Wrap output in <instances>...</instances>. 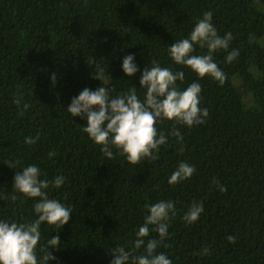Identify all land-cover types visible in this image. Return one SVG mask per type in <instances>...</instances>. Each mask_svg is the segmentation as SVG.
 I'll list each match as a JSON object with an SVG mask.
<instances>
[{"label": "trees", "instance_id": "1", "mask_svg": "<svg viewBox=\"0 0 264 264\" xmlns=\"http://www.w3.org/2000/svg\"><path fill=\"white\" fill-rule=\"evenodd\" d=\"M205 12L218 35H232L226 50L213 53L226 74L223 84L198 77L169 55ZM233 50L239 55L227 62ZM207 52L197 45L193 54ZM130 54L139 69L133 76L122 71ZM154 61L184 72L176 82L180 90L201 85L199 107L208 116L192 127L158 120L168 142L156 161L132 165L115 147L109 159L83 131L86 118L72 117L67 108L83 89L101 86L112 97L135 87L143 101L139 80ZM174 127L182 141L170 135ZM37 136L35 144L24 143ZM181 162L195 172L170 185ZM29 165L39 167L41 179L66 178L44 191L72 210L59 230L41 224L38 262L40 248L59 236L60 246L48 248L56 258L48 264H111L115 248L132 250L145 206L171 200L176 215L156 252L172 264H264V0H0V221L38 218L40 198L14 187L15 175ZM193 202H201L203 212L189 224L183 217ZM148 239L159 235L150 231L145 244ZM205 247L209 255L201 254ZM141 254L144 246L135 252Z\"/></svg>", "mask_w": 264, "mask_h": 264}, {"label": "clouds", "instance_id": "2", "mask_svg": "<svg viewBox=\"0 0 264 264\" xmlns=\"http://www.w3.org/2000/svg\"><path fill=\"white\" fill-rule=\"evenodd\" d=\"M231 40V33H226L223 37L218 35L212 23V13L205 12L190 36L173 43L168 51L176 65L190 68L200 78L207 75L223 84L226 74L214 61L213 53L217 50H226ZM197 45L201 48L206 47L207 54L194 55ZM238 55L239 50H233L228 53L226 61L232 62ZM134 59V55L130 54L122 60V71L127 76H133L139 70ZM101 75H104L102 68ZM95 78L100 79L97 75ZM184 78L183 71L173 72L171 68L161 67L158 61H154L151 68L146 67L143 70L139 80L140 88L146 89L143 101L138 97L135 87L116 97H112L106 87L101 86L95 91L85 88L72 99L67 112L72 117L86 118L87 126L83 131L95 144L101 146L100 151L107 158H113L112 147H115L132 165H138L145 159L156 161L160 158L158 155L160 147L168 142V137L157 130L158 120L174 121L175 124L192 127L204 123L208 116L207 109L199 107L201 85L193 82L180 90L176 82H182ZM52 80H55V74ZM170 135L177 141L183 140V136L175 127ZM38 139V136L28 137L24 143L35 144ZM48 155L52 157L55 153L49 152ZM194 172L193 165L181 162L171 174L168 183L176 185L191 178ZM40 177L41 170L36 165L25 167L14 177V187L19 193L27 198H40L34 205V212L38 218L33 222L20 224L14 221L11 223L0 221V264H48V261L56 259L49 253L48 248L60 246L59 236L48 239L47 244L40 248L43 255L39 262L36 248L41 238L42 223L46 222L55 226V230H59L71 218V208L58 200L49 199L44 191L50 184L59 188L66 178L57 176L54 180L48 181ZM219 191L226 192V186L219 185ZM11 199L16 200L17 196L13 195ZM145 207L148 215L136 232L132 250L126 251L123 246L115 248L111 252L113 256L111 264H172L166 254L157 253L156 249L168 237V221L176 215L175 203L171 200H161ZM202 212L203 204L193 202L183 219L189 224L194 223ZM150 231L157 232L159 239H148L145 244V238L150 236ZM227 240L229 243H235L236 237L229 235ZM142 246L144 254L135 255ZM201 254L209 255L210 251L205 247Z\"/></svg>", "mask_w": 264, "mask_h": 264}]
</instances>
